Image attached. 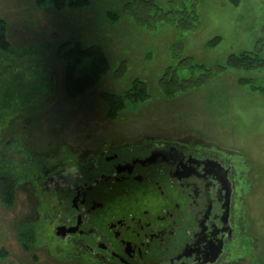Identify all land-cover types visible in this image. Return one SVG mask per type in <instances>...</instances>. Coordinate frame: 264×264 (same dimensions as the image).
<instances>
[{
	"label": "rangeland",
	"instance_id": "obj_1",
	"mask_svg": "<svg viewBox=\"0 0 264 264\" xmlns=\"http://www.w3.org/2000/svg\"><path fill=\"white\" fill-rule=\"evenodd\" d=\"M89 1L57 10L35 0H0L11 43L0 51V176L20 183L12 204L0 195V264H73L47 247L49 213L42 201L39 206L31 180L41 178V158H53L46 162L52 166L68 157V142L78 145L88 135L111 132L198 136L232 151L247 180L251 239L241 263L264 264V67L220 68L242 51L264 58V0H153L160 11L140 9V22L125 14L128 0ZM193 10L194 25L177 27L174 21ZM109 12L119 19L112 21ZM167 15L172 21L163 19ZM216 37L221 41L209 45ZM65 42L99 45L110 62V70L76 97L65 93L66 63L57 58ZM188 57L194 63H180ZM195 63L203 67L191 68ZM88 64H79L76 76ZM166 71L187 86L168 95L160 85ZM136 78L146 82L149 97L128 101L109 118L102 94H122Z\"/></svg>",
	"mask_w": 264,
	"mask_h": 264
},
{
	"label": "flooded vegetation",
	"instance_id": "obj_2",
	"mask_svg": "<svg viewBox=\"0 0 264 264\" xmlns=\"http://www.w3.org/2000/svg\"><path fill=\"white\" fill-rule=\"evenodd\" d=\"M68 143V157H58L52 166L46 162L53 158H41V178L31 180L39 206L42 201L49 213L47 247L61 259L244 264L241 255L251 239L247 180L239 160L219 142L111 132Z\"/></svg>",
	"mask_w": 264,
	"mask_h": 264
},
{
	"label": "trees",
	"instance_id": "obj_3",
	"mask_svg": "<svg viewBox=\"0 0 264 264\" xmlns=\"http://www.w3.org/2000/svg\"><path fill=\"white\" fill-rule=\"evenodd\" d=\"M47 3H52L57 10H63L65 8H80L90 4L89 0H35V4L38 6H44ZM156 8L160 11L159 7L155 5L153 0H128L125 7V14L133 17L137 22H140L143 11L140 9ZM172 12V11H171ZM109 12L108 15L112 21L119 19V15ZM181 13V11H177ZM184 13V11H183ZM189 13V12H188ZM185 12V15H181V18L175 20L177 27L181 29H189L194 25L193 21H196V13L193 10L191 14ZM147 15V14H146ZM170 15V14H169ZM164 16L163 19L172 21L173 16ZM186 15H191L192 18L187 19ZM149 17V14L148 16ZM158 17H161V12ZM155 19V16H150V19ZM8 25L6 20L0 15V51H6L10 49L11 43L7 36ZM221 41L220 37H216L209 42V45H215ZM57 58L64 60L65 65V93L68 97H76L83 94L92 85L96 84L101 76L110 70V62L103 49L99 45H92L88 48H83L80 43L71 45V42H65L60 44L57 48ZM86 59H89L87 71L76 76V68ZM194 63L193 59L188 57L181 60L183 63ZM203 67L199 64H192L191 68ZM261 68L264 67V58L259 53L242 51L239 54H231L226 62V67L220 66L221 69L225 68ZM251 81L245 79L244 82ZM183 82V83H182ZM187 80H181L178 77L169 75V71H166L164 76L160 80V85L164 92L171 95L173 92L183 88ZM187 86V85H186ZM103 99L107 102L109 107L108 116L111 119H115L117 113L122 110L128 101L136 103L146 100L149 97L148 86L145 81L140 78L133 80L132 85L122 94L113 92H104L102 94ZM0 195L6 204H12L15 198V179L12 176H0Z\"/></svg>",
	"mask_w": 264,
	"mask_h": 264
}]
</instances>
